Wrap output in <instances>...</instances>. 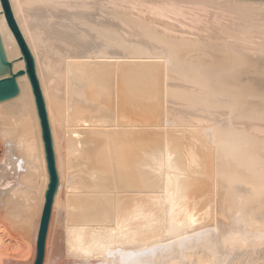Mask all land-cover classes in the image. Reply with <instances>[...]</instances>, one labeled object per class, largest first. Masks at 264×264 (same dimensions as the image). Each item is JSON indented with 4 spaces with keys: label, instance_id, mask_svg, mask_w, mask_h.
Returning <instances> with one entry per match:
<instances>
[{
    "label": "bare ground",
    "instance_id": "bare-ground-1",
    "mask_svg": "<svg viewBox=\"0 0 264 264\" xmlns=\"http://www.w3.org/2000/svg\"><path fill=\"white\" fill-rule=\"evenodd\" d=\"M9 2L59 178L43 264H264V0ZM0 33L26 71L0 101V264H35L50 173L1 0Z\"/></svg>",
    "mask_w": 264,
    "mask_h": 264
},
{
    "label": "water",
    "instance_id": "water-1",
    "mask_svg": "<svg viewBox=\"0 0 264 264\" xmlns=\"http://www.w3.org/2000/svg\"><path fill=\"white\" fill-rule=\"evenodd\" d=\"M9 25L14 32V35L19 43L22 51L23 58L26 61L27 73L32 82L34 94L36 97V103L41 119V125L43 129V138L45 142L46 156L48 160V168L50 173V184L46 193V203L43 211L41 227L38 237V251L35 264H43L45 256V243L47 238V232L52 212V205L54 196L58 186V173L56 168L55 153L53 148V141L51 135V129L48 119L47 108L43 93L40 87V83L35 70V62L31 50L21 32V29L15 19L9 0H1ZM26 71L20 69L15 71L14 62L9 60L4 48L3 40L0 33V101L10 99L20 92L18 83V77L24 74Z\"/></svg>",
    "mask_w": 264,
    "mask_h": 264
},
{
    "label": "rangeland",
    "instance_id": "rangeland-1",
    "mask_svg": "<svg viewBox=\"0 0 264 264\" xmlns=\"http://www.w3.org/2000/svg\"><path fill=\"white\" fill-rule=\"evenodd\" d=\"M1 148H0V157H1V155H2V153H3V150H2V146H0Z\"/></svg>",
    "mask_w": 264,
    "mask_h": 264
},
{
    "label": "snow or ice",
    "instance_id": "snow-or-ice-1",
    "mask_svg": "<svg viewBox=\"0 0 264 264\" xmlns=\"http://www.w3.org/2000/svg\"><path fill=\"white\" fill-rule=\"evenodd\" d=\"M169 161H171V157H169ZM109 255H111V253H109Z\"/></svg>",
    "mask_w": 264,
    "mask_h": 264
}]
</instances>
